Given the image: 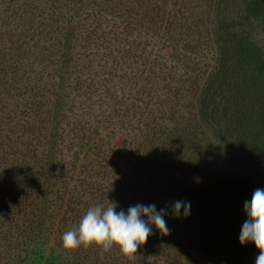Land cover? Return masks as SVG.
I'll use <instances>...</instances> for the list:
<instances>
[{"label":"trees","instance_id":"trees-1","mask_svg":"<svg viewBox=\"0 0 264 264\" xmlns=\"http://www.w3.org/2000/svg\"><path fill=\"white\" fill-rule=\"evenodd\" d=\"M166 1L0 0V264H255L258 249L239 236L244 203L264 189V0H207L218 57L195 85L193 118L159 101L149 78L129 102L97 80L108 75L112 83L125 67L162 80L171 76L155 69L188 68L197 45L181 44L178 22L162 10ZM35 12L42 22L27 20ZM132 14L144 22L146 42L132 32ZM195 21L182 32L197 35ZM35 24L60 39L33 60L40 34L26 33ZM48 65L58 73L50 94L33 76L34 66ZM162 89L170 93L171 82ZM103 94L113 105L99 119L71 104ZM176 201L190 203V215L182 208L175 216ZM111 203L117 212L137 204L164 209L169 234L151 225L133 260L115 246L63 249L62 234L89 207Z\"/></svg>","mask_w":264,"mask_h":264},{"label":"rangeland","instance_id":"rangeland-1","mask_svg":"<svg viewBox=\"0 0 264 264\" xmlns=\"http://www.w3.org/2000/svg\"><path fill=\"white\" fill-rule=\"evenodd\" d=\"M97 1L103 3L102 0H97ZM167 4L169 5L168 7ZM161 5H163L164 7V9H162L163 11L170 13L169 15L170 20H174L178 22L179 24L178 30L180 31L181 28V32H179L178 38H180V35L182 34L181 44L191 42L193 43V45L194 44L197 45L195 49H193L192 53H189V55L192 57L193 62L189 63L187 69L178 68L176 70V73H174V75H171L168 72H166L167 70H165L164 72H159L157 69H155V72L161 74L163 78H169V76H171V79L169 78L166 80L154 78L152 75L149 76V73H147V71H145L146 73L141 74L139 70H142V68L140 66H137L139 70H134V71H131L125 67L124 69L122 68V70L118 72V74L121 75V77L113 78L114 81L112 83L109 82L106 84L105 82V80H108L110 76L108 75L98 76L97 77L98 83H101L99 88L102 89L103 88L102 86L105 85V87H107V90H109V94L111 93L116 97L114 98L116 99V101L122 102L124 101L123 99H127V101L129 102L130 101L129 99L132 98V96L141 97L140 94L134 93L132 89L135 88L136 91L140 85H141V89H143V87H148L146 80L147 78H149V80H152L153 83H155L154 88L159 89V93H160L159 101L160 100L167 101L168 105L178 110V114L184 115L189 118H193V115L195 116L196 114L195 101L197 97V91L195 93V85L197 84V82L199 85V82L201 81L202 78H204L205 73L210 71V69L215 65L218 57L217 49L209 36V32H208L209 28L207 26L208 23L210 22L209 16L211 15V8L209 7L207 0H168L166 1V3H162ZM108 6L109 5L101 4V7H103L104 9H106ZM133 6L138 12L139 11L138 6L140 5L134 4ZM140 8L144 9V7L141 6ZM194 14H196L197 16H193ZM127 17H123V19H126ZM197 18H199L200 20L198 23L199 32H197V35H195L194 32L189 31L187 32L188 34L187 36V34H185L186 32H182V31H184V29H186L187 26H190L192 28L193 26L192 20L196 19L197 21ZM0 19H1V15H0ZM27 20L28 21L40 20V22H42L41 19L37 18V12H35V16L29 17ZM131 21H133L132 32H135L133 31V29L139 30L141 35L138 37V39L141 38L140 40L142 41V43L146 42L147 37H145V33H144L145 30L142 25L144 24V22L143 20H141V16L138 17L132 14ZM5 22H6L5 20L0 22V31L1 30L3 31L1 25L2 23ZM141 27L142 29H138ZM30 30L31 31H29V33H26V31H24V33H26V35L28 36L40 34L39 36L35 37L37 38L35 41L38 46H36L34 49L35 50V52H33L34 56H32V58H34L33 60L37 58L40 59L42 56L40 52H44L43 51L44 47L46 46L50 47L49 44H51V46L54 44L55 47L58 48L57 38L59 40L60 39L59 36L58 35L54 36V34L52 33L45 34L46 31L45 26H42L41 24L38 25L35 24V27L33 29L31 28ZM52 30H54L53 26H51L50 29H48V32H51ZM39 32H43V34ZM198 37L200 38V40H198L199 42L196 41ZM48 39H51V41H48ZM194 39L195 41H193ZM143 58L145 59V56H143ZM167 65L169 66L172 64L171 62H169ZM129 67L133 68L136 67V65L130 64ZM33 69L36 72L35 75L33 76L37 79V83L35 84L39 85L40 88H42L43 92H46L48 94L55 92L56 91L55 84L58 81V77H57L58 73L56 72V70H54V67L52 68L51 66L48 65L46 68L43 69V67L41 68L34 66ZM94 71L99 72L98 69ZM135 76H136V82L140 83L138 86H135ZM38 78L42 80L39 81ZM169 82H171L172 91L168 94L167 92L163 93L164 91H162L163 90L162 88H165L166 83ZM35 84L32 83L31 85L36 86ZM102 91H106V90H102ZM102 91H99L98 93L100 94L102 93ZM74 97L75 94H72L71 98ZM143 98L145 97L143 96ZM71 104L75 105V107L77 108L76 112L78 114H79V110H84L85 111L84 115L89 113L90 115H94L96 119H99L100 116L109 114L110 107L107 105L109 104L112 106L113 101H110L109 97H106L105 94H103L101 95V97L98 96L93 97L91 101L86 100V98H78L74 102H71ZM139 105L143 106L142 103H139ZM124 135L125 133L121 129H119L118 132L116 131L115 139L117 140V143L120 142L122 143V139H124ZM111 139H113V137L106 138V140H111ZM125 143L127 145L130 144V149L132 152H134V149H132L131 147L134 146V143H131L130 141L128 142L123 141V144ZM134 163H135V159L132 161V164ZM128 167H129V171L135 174V168L132 167L131 165H128ZM52 244L53 242L51 241L46 246H43V252L46 256L49 254L50 246Z\"/></svg>","mask_w":264,"mask_h":264},{"label":"clouds","instance_id":"clouds-1","mask_svg":"<svg viewBox=\"0 0 264 264\" xmlns=\"http://www.w3.org/2000/svg\"><path fill=\"white\" fill-rule=\"evenodd\" d=\"M116 207L114 203L89 207L78 225L62 234L63 249L75 251L81 246L95 245L108 252L115 246L123 256L133 260L137 249L152 234L151 225L163 235L170 232L164 219L165 210L157 211L154 204L130 206L127 212H117ZM182 208L185 218L190 215L191 205L183 201L174 203L173 214L180 217ZM244 211L247 219L242 225L239 241L241 245L254 243L258 249L255 264H264V189L257 188L252 193L251 201L244 203Z\"/></svg>","mask_w":264,"mask_h":264}]
</instances>
